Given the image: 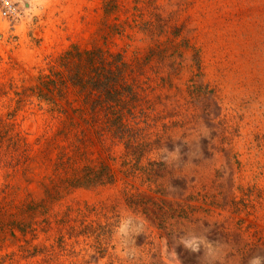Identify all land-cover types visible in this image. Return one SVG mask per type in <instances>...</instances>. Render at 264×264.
I'll return each instance as SVG.
<instances>
[{
    "label": "rangeland",
    "instance_id": "374dc122",
    "mask_svg": "<svg viewBox=\"0 0 264 264\" xmlns=\"http://www.w3.org/2000/svg\"><path fill=\"white\" fill-rule=\"evenodd\" d=\"M0 264H264V0H0Z\"/></svg>",
    "mask_w": 264,
    "mask_h": 264
},
{
    "label": "built area",
    "instance_id": "2783aa9c",
    "mask_svg": "<svg viewBox=\"0 0 264 264\" xmlns=\"http://www.w3.org/2000/svg\"><path fill=\"white\" fill-rule=\"evenodd\" d=\"M3 13H10L13 12L11 5H5L4 9L2 10Z\"/></svg>",
    "mask_w": 264,
    "mask_h": 264
}]
</instances>
